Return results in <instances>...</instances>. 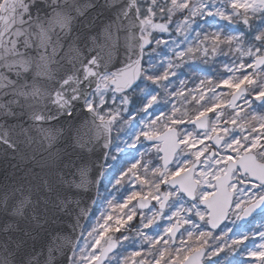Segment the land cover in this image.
<instances>
[{
  "label": "snow or ice",
  "instance_id": "6c2138e0",
  "mask_svg": "<svg viewBox=\"0 0 264 264\" xmlns=\"http://www.w3.org/2000/svg\"><path fill=\"white\" fill-rule=\"evenodd\" d=\"M105 7L113 13L108 24L89 35L74 36V24L89 9L81 0H0V117L15 118L18 109L22 113L26 106L47 98L56 114L37 112L31 117L43 122L71 116L79 104L91 117L88 140L80 146L88 151L98 146L107 149L103 152L105 161L111 147L123 152L119 145H113L112 131H123L124 125L135 127L137 118L141 125L128 146L139 145L142 150L138 149V158L119 169L115 177L114 190L130 186L125 188L128 195L122 203L109 200L111 214L102 213L87 235L81 228L80 235L69 239L66 248L61 247L63 237L57 234L44 264H51L57 251L71 252L66 257L68 264H106L112 259L109 253L121 244L113 234L125 226L131 230L129 222L137 216L139 227L134 230L144 251L143 256L141 251L131 253L132 258L142 256L134 264H201L206 254L216 255L225 246H240L249 238L247 235L233 239L231 245L218 243L208 253L209 238L221 241L232 229L221 230V236L203 229H218L230 215L240 220L258 208L264 212V114L252 108L257 101L264 105V0H221L219 5L216 0H105ZM205 17H219L228 24L242 23L247 32L226 33L221 28L204 33L202 39L198 32L192 43V25L197 18ZM254 19H259L261 25L254 26ZM173 30L183 40L173 39L175 47L169 48L172 56L158 62L157 48L168 47L169 41L157 39L153 33L171 34ZM121 38L126 59L118 68L109 67L111 52L120 45ZM181 43L188 46L181 49ZM222 45L238 54L239 63L224 66L233 75L221 78L214 86L207 80L204 91L201 89L206 81L202 80L195 95L192 89L185 95L184 81L180 89L169 91L170 77L176 75L186 58L207 56L209 47L215 54ZM66 59L71 70L60 75L58 70L64 68ZM41 82H54L55 91L47 92L45 97ZM221 86L228 91L218 92ZM137 90L143 94L142 107L133 113L130 105ZM165 97H180L183 103L194 104L195 109L181 113L175 102ZM162 99L172 104L170 111L159 109ZM0 143L16 147L7 133L0 135ZM111 158L119 160L117 156ZM78 172L79 183L71 182L76 188L84 186L87 176L84 167ZM43 185L51 191L47 180ZM32 197L31 191L20 187L6 192L2 203L7 211L11 198V214L24 217L34 206ZM72 204L68 193L51 209L46 207L45 216L48 212L53 215L45 223L55 225L59 220L55 213L70 214L74 211ZM117 210L122 215L116 216ZM86 215L87 210L81 208L73 232L80 227V217ZM32 218L37 224L42 219L38 214ZM157 221L164 222L162 233ZM153 228V235L144 231ZM259 236L264 240V232ZM121 239L128 240L129 236L121 233ZM13 243L11 239L3 242L6 255L0 264H41L43 251L27 260H10L15 254ZM19 247L17 244V252ZM247 254L264 264V244ZM127 260L125 257L120 264H127Z\"/></svg>",
  "mask_w": 264,
  "mask_h": 264
},
{
  "label": "water",
  "instance_id": "95a60500",
  "mask_svg": "<svg viewBox=\"0 0 264 264\" xmlns=\"http://www.w3.org/2000/svg\"><path fill=\"white\" fill-rule=\"evenodd\" d=\"M81 3L89 5V9L87 15L74 24V36H86L92 31H98L108 24L113 16V13L105 7V0H81ZM125 59L123 38H121L120 45L111 52L109 67L118 68ZM70 70L71 65L67 64L66 59L64 68L58 71L63 75ZM41 86L46 90L45 97L47 92H54L56 88L54 82H41ZM49 111L56 114L55 106L44 98L34 106H26L22 113L18 109L15 118L0 117V135L7 133L8 138L16 145L15 149H12L0 143V259L6 255L3 251V242L11 239L14 241L11 250L15 254L9 257L10 260L17 262L21 259L27 260L29 256L43 251L41 264H44V261L48 260V247L57 234L63 237L62 248L67 247L69 239L80 235L81 228L90 216L96 200L97 187L102 176L101 166L105 161L103 152L108 150L99 146L93 151L81 148V143L88 140L90 115L77 104L71 116L65 114L43 122H36L31 118L34 113L44 112L47 115ZM86 121L88 125L85 124ZM102 144L103 140L100 141V145ZM81 167L87 170L86 183L83 187L76 188L71 182L79 183L78 169ZM45 180L51 188L50 192L44 189ZM20 187H23L25 192L33 193L34 206L29 208L24 217L11 214L14 204L11 198L7 211L2 203L6 192L10 193ZM68 193L72 195L74 211L70 214L55 213L59 216L55 225L45 223V220H50L53 215L52 212H48L45 216L46 207L51 209L54 203H58L59 199L64 198ZM45 200L48 201L47 206ZM76 201H79L78 208ZM81 208L87 210V215L80 217V227H76L73 232ZM261 212L259 208L256 209L251 215L240 219V223L244 225L252 216ZM34 214L42 217L39 224L33 220ZM5 228L8 229L7 232L4 231ZM17 244L20 246L18 252ZM70 254V251L67 254L63 251L55 252L51 264H68L66 257Z\"/></svg>",
  "mask_w": 264,
  "mask_h": 264
},
{
  "label": "rangeland",
  "instance_id": "374dc122",
  "mask_svg": "<svg viewBox=\"0 0 264 264\" xmlns=\"http://www.w3.org/2000/svg\"><path fill=\"white\" fill-rule=\"evenodd\" d=\"M217 4L219 5L221 3V0H216ZM226 3V0H224ZM230 11V9H229ZM227 27H230L232 29L233 34H235L237 30H245L247 32V29L242 23H236V24H228L227 21L221 20L219 17H205L204 19L197 18V23L192 25V31L189 34V40L192 43H195V38L197 36V33L199 32L201 34L200 38H203L204 33H212L213 31L224 29ZM207 27H212L214 29L208 30ZM227 33V32H226ZM154 37L157 39H164L166 41H169L168 47H165L164 45H160L157 48V52L160 53L159 56L156 57L158 62H165L167 57L172 56V52L169 51V48H174L175 46L171 44V41L173 39L177 40V42H180L183 40V37H177L175 35V32L171 34H161V33H153ZM153 47H156L155 43L152 45ZM187 44H180V48H186ZM222 50H218L215 54H212L211 47H209V54L207 56H204L203 54H197L194 58H186L184 60V63L181 67L176 69V75L170 77L171 85L169 87V91H172L174 89H180L181 88V81L185 82L184 85V93L187 96L188 89L193 90V94H196V86L200 84L202 80L206 81V84L204 88L201 89V91H204L206 89L207 80L213 81V85L215 83L219 82L221 78H227L229 75H233V73H229L225 69V65H228L229 67L232 66L233 62L239 63V60L237 59V55L231 56L229 55V51L226 46H221ZM228 56L231 60V63L228 64ZM225 59V64L221 66L223 68L222 70L225 71L224 75L220 78H211L208 73L205 71L206 69L204 66L207 65H214L216 63H220L221 59ZM247 59V58H245ZM221 65V64H220ZM189 66L191 68H196V74L191 73L189 71ZM163 69H161L162 71ZM190 75H187L189 74ZM193 72V71H192ZM239 73H235V75H238ZM228 91V89L218 88L217 91L220 92ZM159 91V90H158ZM207 94V93H206ZM143 94L137 90V92L133 95V103L130 105L131 110L133 113L136 112V110L140 107H142L140 97ZM164 99L173 100L176 104V106L180 109L181 113L185 110H188L189 113L193 112L195 109L194 104H186L183 103L180 99V97H165ZM189 100H191V97H189ZM242 103V102H238ZM261 104V103H260ZM159 109L165 112H168L171 110L172 104H165L164 100L162 99L160 104L158 105ZM253 110L255 111V105H252ZM263 113V112H262ZM158 114V113H157ZM264 114V113H263ZM211 115V114H210ZM135 127H130L129 125H124L123 131L118 132L116 129H114L111 133L112 143L113 145H119L121 149H123V152H117L115 147H111L110 154L107 158V161H105L103 172L104 175H102V180L99 186V193L98 198L96 202V206L93 212V215L89 219L86 227L84 228V233L87 235V231L91 229L92 225L96 223V220L98 217L101 216L102 213L105 215L111 214L112 210L108 207V201L112 200L114 202H123V198L128 195V191L125 190L126 187H120L118 190H114L115 185V177L119 176V169L126 168L128 166V163L133 160V158H138V149H140V146L138 145L137 148H130L128 144L131 143V138L134 137L135 132L139 130L141 127L139 123V119L137 118L135 120ZM120 126L117 125V128ZM127 142V143H126ZM142 150V149H140ZM112 156H117L119 158L118 161H113ZM109 165H113V167L109 168ZM139 190V188L135 189ZM119 193V194H118ZM100 197V198H99ZM116 216L122 215L118 210L115 213ZM103 222V221H101ZM113 226L114 221L112 222ZM132 225V229H128L127 226L124 228H121L120 232L114 233L113 238L114 239H120L121 244L117 246L116 251L111 254L109 257H112L111 261H106V264H120L121 261L125 257L128 258L127 264H134V260H139L143 256L144 251V244L141 241V238L137 236L135 228L139 227V217H134L132 221L129 222ZM157 223H161L159 231L162 233L164 228V222L157 221ZM232 229V231L228 232V229ZM205 231H209L207 226L204 227ZM221 230L228 232L227 237H222L221 241H216L215 239L209 238L208 245H206V251L208 253L212 252L215 248V246L218 243L224 242L226 245H231L232 240L236 239L240 236L247 235L249 238L243 242L240 246H225L222 251H220L216 255H208L206 254L204 257V264H259V261L255 257L249 256L247 253L251 250L258 249L261 244H264V240L261 239L259 236L260 232H264V216L262 218H258L255 220L250 221L246 226L241 227L239 225V220L236 218L235 215H230L226 221V223L221 227V229L213 233L214 236H221ZM144 231L148 232L149 235H153L156 231L155 228L153 229H144ZM121 233L124 235L129 236L128 240H122L121 239ZM90 239V238H89ZM179 234L176 238V246L179 245ZM80 243L83 244L84 241L81 239ZM134 251H141L142 256L132 258L131 253ZM150 259V257H149Z\"/></svg>",
  "mask_w": 264,
  "mask_h": 264
},
{
  "label": "trees",
  "instance_id": "16d2710c",
  "mask_svg": "<svg viewBox=\"0 0 264 264\" xmlns=\"http://www.w3.org/2000/svg\"><path fill=\"white\" fill-rule=\"evenodd\" d=\"M252 23H253V25L254 26H260L261 25V21L259 20V19H254L253 21H252ZM207 29L208 30H211V29H214V28H212V27H207ZM229 31H231V32H233L232 31V29L230 28V27H227L226 26V28L224 29V32H229ZM240 31H245V30H237V31H234V32H236V33H238V32H240ZM246 32V31H245ZM235 33V34H236ZM252 35L254 36L255 35V32H253L252 33ZM229 55H231L232 57L233 56H235L234 54H232V53H229ZM228 59H229V56H228ZM231 63V60L229 59L228 60V64H230ZM221 64V65H220ZM225 64V59L223 58V59H221L220 60V63H216V64H214L213 66L212 65H207V66H204V68L206 69L205 71L208 73V75L211 77V78H220L221 76H223L224 75V73H225V71L224 70H222L223 68H221V66H223ZM189 71L191 72V73H194L195 75H197L196 74V68H191L190 66H189ZM193 71V72H192ZM190 72H189V74H187V75H190ZM256 109H258V106L256 107Z\"/></svg>",
  "mask_w": 264,
  "mask_h": 264
},
{
  "label": "flooded vegetation",
  "instance_id": "af4514ba",
  "mask_svg": "<svg viewBox=\"0 0 264 264\" xmlns=\"http://www.w3.org/2000/svg\"><path fill=\"white\" fill-rule=\"evenodd\" d=\"M259 105H261V106H258V109H255V111L257 112V113H259V114H263L264 113V105H262V104H260L259 103ZM263 112V113H262ZM119 194V193H118ZM100 198V197H99ZM133 203H135V201L133 202ZM153 203H154V201H153ZM145 211H147V210H145ZM264 216V213L263 214H259V215H256V216H254L252 219H251V221L252 220H255V219H258V218H262ZM160 225H162L161 223H159ZM178 236V235H177ZM177 238V237H176Z\"/></svg>",
  "mask_w": 264,
  "mask_h": 264
}]
</instances>
